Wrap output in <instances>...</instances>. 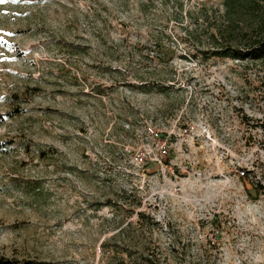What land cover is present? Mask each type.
Returning a JSON list of instances; mask_svg holds the SVG:
<instances>
[{"label":"rangeland","instance_id":"obj_1","mask_svg":"<svg viewBox=\"0 0 264 264\" xmlns=\"http://www.w3.org/2000/svg\"><path fill=\"white\" fill-rule=\"evenodd\" d=\"M222 11L0 3V257L264 264V62L209 54Z\"/></svg>","mask_w":264,"mask_h":264},{"label":"trees","instance_id":"obj_2","mask_svg":"<svg viewBox=\"0 0 264 264\" xmlns=\"http://www.w3.org/2000/svg\"><path fill=\"white\" fill-rule=\"evenodd\" d=\"M222 6V22L215 31L233 40L239 36L244 46L217 47L209 54L264 62V0H222ZM0 264H12V261L0 257Z\"/></svg>","mask_w":264,"mask_h":264},{"label":"built area","instance_id":"obj_3","mask_svg":"<svg viewBox=\"0 0 264 264\" xmlns=\"http://www.w3.org/2000/svg\"><path fill=\"white\" fill-rule=\"evenodd\" d=\"M161 149H162V152H163V153H166V152H167V150H166L165 148H162V147H161ZM241 173L244 175V171H243V170L241 171Z\"/></svg>","mask_w":264,"mask_h":264},{"label":"snow or ice","instance_id":"obj_4","mask_svg":"<svg viewBox=\"0 0 264 264\" xmlns=\"http://www.w3.org/2000/svg\"><path fill=\"white\" fill-rule=\"evenodd\" d=\"M4 2V0H0V3H3ZM13 2H17V0H13Z\"/></svg>","mask_w":264,"mask_h":264}]
</instances>
